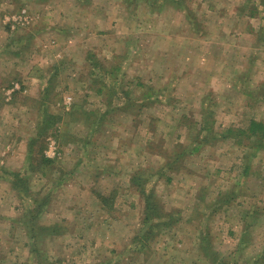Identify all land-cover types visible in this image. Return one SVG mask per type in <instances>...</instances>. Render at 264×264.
<instances>
[{
  "label": "rangeland",
  "instance_id": "374dc122",
  "mask_svg": "<svg viewBox=\"0 0 264 264\" xmlns=\"http://www.w3.org/2000/svg\"><path fill=\"white\" fill-rule=\"evenodd\" d=\"M23 10L31 22L11 30ZM74 106L88 115L66 116ZM45 109L62 119L43 173L27 152ZM251 121L264 122V0H0V264H36L32 244L48 264L115 258L146 194L182 217L154 230L161 264H211L205 225L221 257L238 252L228 264H264V138ZM202 127L216 135L191 153ZM135 173L146 189L130 186ZM35 201L54 233L32 238L21 218Z\"/></svg>",
  "mask_w": 264,
  "mask_h": 264
},
{
  "label": "trees",
  "instance_id": "16d2710c",
  "mask_svg": "<svg viewBox=\"0 0 264 264\" xmlns=\"http://www.w3.org/2000/svg\"><path fill=\"white\" fill-rule=\"evenodd\" d=\"M114 69H112L111 71H107V74H111L113 76L114 72H112ZM116 80V79H115ZM53 89L54 87L51 86L50 81L48 83V86H46L45 91H44V95L42 98H39V106L38 109L40 107V105H43V103H47L52 102L53 100L51 98H49L50 95H53ZM99 94L103 93V89L98 88L97 91ZM111 103V101L109 102V104ZM76 111H73V110ZM76 112V114L74 115V113ZM44 114V118L42 117V123L40 121V123H37L35 126V134L30 138V140L28 141V152H27V168L30 170H32L33 168H35L36 170H39L41 172L44 173L45 169L47 168H54L56 166V162L54 161V159H49L46 157V155L44 154V145H45V140L46 138L54 131L58 129L57 124L60 123L61 121V116H57L56 114H52L49 111L46 112V109L43 112ZM66 116L69 115H73L74 119L77 120L79 119V116L81 115H88L84 110H81L78 107H73L71 109V111H68L65 113ZM42 116V113H41ZM56 125V126H55ZM232 128H230L229 130H227L226 133V137H229V133L232 132L231 130ZM246 132H248L249 134L252 135V137H254V143H258L262 138H264V122H258V121H251L249 127L247 128ZM245 131L243 133L246 134L247 137H249V135L246 133ZM216 135L215 132H213V128L210 127H202L200 134L197 135V137H195L194 142L192 143V147L193 149L191 150V153H195L196 150L199 148V146L202 144V142H205L207 139H209L210 136H214ZM222 136V137H225ZM194 144H198L195 145ZM187 148L188 146L185 148L184 145H182V149L181 151H179V147L178 149V157L183 156L185 153L187 152ZM20 173L16 172L14 173V177L15 179L13 180V188L18 190V185H22L23 182H26V177L24 174H22V177L19 175ZM141 175L135 173L132 177V179H130L131 185L132 187H137L138 188H142L140 184H142L140 180ZM21 182V183H19ZM145 188V187H143ZM142 188V189H143ZM136 189V191H137ZM146 189V188H145ZM20 190V189H19ZM27 190V189H26ZM24 190V191H26ZM144 207L141 211V214L138 218V222H137V227H136V231H134V235L131 238L132 241H130V243L127 245V248L124 249L121 252H113V254L115 255L114 257H108L107 259L104 260H99L96 261L93 264H121V260L125 259H129L125 264H137L135 263V261L138 259H142L143 262L145 264H158V263H163L165 262L164 259H160L158 255V253L156 254L155 250H154V246L152 245L155 241L154 239V230L155 229H159L161 230V232L164 233H169V231H171L173 229L174 226H178L181 222H182V217H180L179 215H175V214H171V211H168L165 206L159 204L157 205L156 203L152 202V200L150 199V197L146 194L144 197ZM108 201V199L106 197L102 198V202H104V204ZM37 201H35L36 203ZM43 203L45 202H40V203H36L37 206L36 207H32L30 209H27V211H25V213L23 214V217L21 219H23L24 224L26 223L29 232H32L33 237L32 238H36V235L34 234L35 230H43L44 232L50 231V233H54L52 230H54V226H41L40 224L38 225L37 223V215L36 213H38L40 207L43 205ZM202 224H204L202 222ZM247 226V224H244V226ZM208 228L207 225H205L202 229L199 230V238L198 239V249H201V253L204 255L205 260H208L211 264H228L229 261H233L232 258H234V260H237V256H238V252H235V256L231 255V256H227V257H221L220 252L216 251L214 249L213 246H211L212 243V239H211V232H205L203 233V231ZM248 234V229L245 227V230L243 232V234L241 235V238L239 239V247L244 246L245 243V238ZM154 241V242H153ZM33 247L30 248V250L36 254L37 260H36V264H48V260L44 259L41 257V254L39 253V248L38 245L32 244ZM242 249V248H241ZM238 251V250H237ZM39 253V255H38ZM129 255V256H128ZM164 256V255H163ZM264 254L259 255V259H255L257 261H255L254 263H258L259 260H264L263 259ZM116 259V260H114ZM246 259L242 260V264H247V260L244 261ZM235 262V261H234ZM91 264V263H90ZM239 264V263H238Z\"/></svg>",
  "mask_w": 264,
  "mask_h": 264
},
{
  "label": "built area",
  "instance_id": "2783aa9c",
  "mask_svg": "<svg viewBox=\"0 0 264 264\" xmlns=\"http://www.w3.org/2000/svg\"><path fill=\"white\" fill-rule=\"evenodd\" d=\"M26 10H23L20 14L14 15L13 17H7V21L10 25V29L14 30L16 27H24L28 25L31 20Z\"/></svg>",
  "mask_w": 264,
  "mask_h": 264
}]
</instances>
